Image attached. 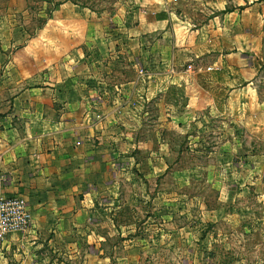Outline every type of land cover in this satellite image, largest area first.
I'll use <instances>...</instances> for the list:
<instances>
[{
  "label": "rangeland",
  "instance_id": "374dc122",
  "mask_svg": "<svg viewBox=\"0 0 264 264\" xmlns=\"http://www.w3.org/2000/svg\"><path fill=\"white\" fill-rule=\"evenodd\" d=\"M7 2L0 116L19 90H132L133 126L117 144L121 189L100 212L104 264H264V0L193 2L201 56L184 67L196 79L192 97L188 78L155 77L163 74L151 50L131 66L105 41L91 42L85 61L49 69L43 50L30 54L49 6L34 0L24 15L6 16ZM23 257L0 245V264H33Z\"/></svg>",
  "mask_w": 264,
  "mask_h": 264
},
{
  "label": "crops",
  "instance_id": "0c3cea01",
  "mask_svg": "<svg viewBox=\"0 0 264 264\" xmlns=\"http://www.w3.org/2000/svg\"><path fill=\"white\" fill-rule=\"evenodd\" d=\"M33 1L8 0L6 16L24 15ZM38 1L49 6V17L30 54L43 50L46 63L53 64L49 69L69 71L85 61L87 46L105 41L131 66H142L143 53L151 50V61L163 74L155 77L177 83L188 78L190 96L197 95L194 73L184 69L201 56L190 16L196 0H111L105 9L94 0ZM5 24L0 21V30ZM153 36L157 39L151 42ZM59 78L68 82L69 73ZM131 91L19 90L0 116V195L24 197L33 225L0 245L22 250L33 264H73L82 256L91 261L80 264L105 263L107 235L101 230L106 220L100 212L121 189L117 144L133 126ZM139 94L149 96L150 90ZM108 221L115 228L113 219Z\"/></svg>",
  "mask_w": 264,
  "mask_h": 264
},
{
  "label": "built area",
  "instance_id": "2783aa9c",
  "mask_svg": "<svg viewBox=\"0 0 264 264\" xmlns=\"http://www.w3.org/2000/svg\"><path fill=\"white\" fill-rule=\"evenodd\" d=\"M29 205L24 197L0 195V243L11 234H24L32 228Z\"/></svg>",
  "mask_w": 264,
  "mask_h": 264
}]
</instances>
